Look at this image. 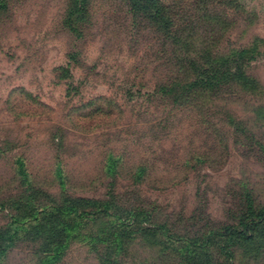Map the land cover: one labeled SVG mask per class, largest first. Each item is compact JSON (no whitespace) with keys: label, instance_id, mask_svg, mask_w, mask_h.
Masks as SVG:
<instances>
[{"label":"rangeland","instance_id":"rangeland-1","mask_svg":"<svg viewBox=\"0 0 264 264\" xmlns=\"http://www.w3.org/2000/svg\"><path fill=\"white\" fill-rule=\"evenodd\" d=\"M80 1L0 0V264H264V0Z\"/></svg>","mask_w":264,"mask_h":264},{"label":"trees","instance_id":"trees-1","mask_svg":"<svg viewBox=\"0 0 264 264\" xmlns=\"http://www.w3.org/2000/svg\"><path fill=\"white\" fill-rule=\"evenodd\" d=\"M81 0L80 2H82ZM129 4L131 5V8L135 9V12L142 13V17L148 18L150 21V24L156 25L155 22L158 21L157 19H164L165 26L164 29L169 34V36H166L167 38H173L177 39L176 34L178 36L183 38V34L185 32V29L179 28V29H172L173 21L166 18L167 14L164 12L165 10H168V7H164L163 9L158 6V3L156 0H128ZM154 8L153 12H145L150 8ZM172 23V24H171ZM186 23L193 25V21H189V19L186 21ZM195 25V24H194ZM180 35H179V33ZM178 43V42H177ZM183 47H186L185 44H182L177 46L176 49H181ZM175 61L170 63V66L173 67L175 70L177 69L178 72H180L182 75L177 76L175 81L170 82L171 89L176 87L179 90L182 91H190L194 87H203V86H214L213 82L223 80L227 77H229V71L227 70V62L223 61L220 65L218 62L213 63V61H207V60H198L196 55H193L192 53L188 54L187 52L183 53H175ZM225 66V69L223 68ZM185 75H187L185 77ZM212 80H214L212 82ZM88 203H91L93 205H96L98 202H92L87 201ZM104 206L106 205L104 202H102ZM250 215L253 216H262L264 217V209L261 210H255L250 208ZM242 224V222H241ZM251 223H244V229L241 230L240 228L236 227L235 225H226L223 226L219 231H216V233H219L224 236H228V239H232L233 236L236 238H243L245 240H252L254 237V234H252L251 229L249 227ZM247 233H250L247 235ZM240 234V237L236 236Z\"/></svg>","mask_w":264,"mask_h":264}]
</instances>
